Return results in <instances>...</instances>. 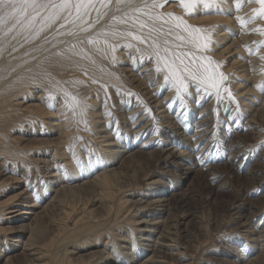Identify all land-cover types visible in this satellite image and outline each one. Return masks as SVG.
Wrapping results in <instances>:
<instances>
[{"label":"bare ground","instance_id":"obj_1","mask_svg":"<svg viewBox=\"0 0 264 264\" xmlns=\"http://www.w3.org/2000/svg\"><path fill=\"white\" fill-rule=\"evenodd\" d=\"M165 1L171 0H156L159 6L152 9L153 0H136L138 5H149L148 12L153 17L164 14L160 20L155 21V26L160 31L153 33V37L145 42L133 40L131 37L112 35V32L132 31L138 36L148 37L149 29L153 27V22L149 21L148 16L143 12H139V16L130 14V22L127 25L120 22L119 18L125 12L130 13V10L126 6H121L117 10L115 0L110 5L109 15H102L98 18L97 13L92 11L89 16L85 17V26L91 24L85 32L79 31L78 27L74 28L64 20L50 26L37 23V29L43 28L38 34H32L20 28L9 32L11 24L7 27H0V155L4 154V159L0 161V190L18 188L19 184L24 186L22 191L19 189L20 191L11 193V196L0 201V217L3 216L2 214H7L6 220L11 224L0 227V236L4 235L3 241H0V264H95V262L136 264L135 260L138 259L135 256L140 255V250H146L145 256L147 252H151L140 264H171L172 262L169 261H172L173 255L176 254L172 251H175V246L178 244V238L173 236L177 231V221L170 225L168 222L171 220L170 217L176 216L171 212V206H177L178 203L187 205V198L184 193L174 189L176 188L174 184L166 187L169 182L164 178L168 177L169 170H164L165 165L176 163L175 167H179V164L184 162L182 170L192 172L189 166H196L193 161L198 162V166L201 163V159L198 160V152L193 155L196 145L200 147L201 152H206L205 154L211 152L209 157L221 154L228 156V159L234 162L239 153L245 152L246 147L252 146L251 152L253 153L250 152L248 155V158L252 160L258 142L253 143V135L249 136L250 132L255 129L254 125L251 129L249 128L250 131H247V126L250 127V122L264 125V79L261 80L264 72H261V67H259L262 60L264 61V16L252 18V9L259 5L254 0H217L216 5L211 9H205L202 4L196 5L191 10L194 14H191L189 10L181 6L180 0H172L174 2H168L169 4H165ZM167 13L173 14L171 20L166 15ZM113 14L117 16L116 21L111 19ZM174 17H179L184 22L180 28L175 27ZM132 20L138 21L136 26L132 25ZM165 21L169 22L165 23ZM220 21L223 24L224 22L228 25L230 23L231 26L218 27L221 26ZM145 22H147V27L140 29L139 24ZM194 28L200 29V32L196 34L202 38L210 37L211 43L207 49L197 48L188 43V34ZM70 32L74 35H69ZM216 33L219 34L216 35ZM180 36L185 39H178ZM88 38L98 42L89 44L87 43ZM154 40L156 48L152 46ZM118 42L124 44L125 49L122 50L133 53L139 50L138 53L141 54L137 59L135 55L124 53L127 56L124 60L127 66L111 71L107 68L106 60L112 61L117 56ZM237 42H239L237 45L239 48L235 45ZM165 47L169 49L167 53L164 51ZM184 53H188V57H184L182 55ZM177 56L184 59V64H189L194 56L198 63L208 65V60L201 59V57L210 58L211 69L217 74L222 72L225 76L234 70L235 76H233L240 77L243 82L239 91L241 94L250 95L249 98H242L244 94L241 95V99L238 97L242 102L247 101L244 102L247 107L244 114L235 112L231 107L229 116L222 117L225 109L226 111L229 109V105L218 106L217 104L215 107L217 103L215 89L205 91L196 81L191 82L195 84L192 87L196 96L197 118L189 105L188 94L186 99L182 100L181 95L185 94L180 92L178 95L176 92L173 94L175 86L168 87L163 94L160 90L166 86V76L175 84L171 72L165 67L166 63L171 64L173 61H175L173 68L177 69V75L182 74L186 77L185 83L189 94L192 89L189 88L191 85L188 86L187 82L191 77L187 72H182L183 65L176 59ZM225 61H227L226 66ZM157 68L160 69L159 72ZM158 73L159 76H157ZM110 86L120 92V97L123 99L119 98V101L126 99L123 107L119 108L121 112H116L115 109V112L112 111L113 109L111 112H104L105 109L98 100L100 99L98 95L101 96V93H105ZM211 93L214 96L209 99ZM206 94L208 96L205 98ZM73 96L81 102V106H77L75 112L70 106ZM129 98H133V104ZM201 99L203 103L199 105ZM99 104L102 109L94 110L100 106ZM135 105H137L136 108L133 107ZM174 108L177 111L175 117L167 114L162 115V119L156 118L155 113L164 114L168 112V109ZM140 111H143V114L134 120V116ZM119 113L123 115V119L125 118L121 120L125 127L124 135L123 133L119 135L118 132L123 129L117 116ZM234 114L237 119L243 116L246 125L239 126L237 120L233 122ZM146 117L148 118L143 121ZM109 118L115 121V125L120 123L117 127L119 130H116L117 133L108 131L109 121L107 120ZM132 120L134 121L130 123ZM178 121L182 124V131L176 134L173 127H176ZM192 121L194 123L190 124ZM25 123L28 125L24 128H27V133L33 138L23 140L24 143H22L23 141L19 142L12 137L9 131ZM163 123L165 127L170 128L167 133L172 136L165 137V140L172 144L169 148L162 142L164 138L156 140L159 138L157 134L163 136L165 133L159 127ZM45 124L46 130L45 128L43 131L39 130L38 127L43 129L40 125ZM193 125L195 126L194 133L190 135V130L187 132V128ZM221 126L224 134L228 135L230 130L233 139L236 132L245 131L244 134L242 133L243 138L239 133L240 135L235 138L240 140L232 141L227 138L221 146L218 142L220 140H216L214 135L218 133L217 130L219 131L218 128ZM237 127L239 129L236 130ZM93 135L97 136L93 138L92 145H90L89 137ZM71 136L79 140L78 143L82 139L85 140L87 151L85 150L83 156L74 155L75 157L71 159L70 154L65 155L63 149L65 148L66 152L68 149L66 146L72 145L71 138L68 139ZM130 137H133L131 143L128 142ZM259 139L263 138L259 137ZM183 140H190L192 143L187 144L186 152L184 148L186 143ZM177 141H179L178 146H176ZM260 142L264 143V141ZM64 143L66 145L62 149L61 145ZM145 147H151V149L139 150ZM181 147H183L182 150ZM48 149H52L53 152L51 157L54 161L51 163L47 157L41 158L40 156L48 153ZM27 150L36 151L39 156L35 159H26L27 164H35L38 170V173L34 172L38 174L37 176L30 175V179L35 181L34 184H38L33 191L32 188L26 187L29 175H20L21 177L17 179V177H6V172H4L6 167L3 162L7 158L11 155L21 156ZM234 150L239 152L237 151V155H233L232 158V152L230 154L228 152ZM76 151L77 148H75ZM72 152L74 153L73 149ZM188 152L192 156L189 164L184 159ZM58 155L64 156L66 161L69 159L67 167L64 168L55 162ZM143 157L151 159V162L153 160L158 169L148 171L128 169L131 162ZM260 162L264 163V159ZM60 163L62 165V162ZM240 166L242 165L237 164L238 169ZM259 168L264 170V165L260 164ZM10 170L12 171V168ZM66 172L71 173L66 174ZM140 172L142 173L139 175ZM42 173H44L43 176H40ZM153 175L160 177L147 182ZM256 185H252L253 189L250 193L255 192L256 194L259 191L261 193L264 190V176ZM50 192L53 194L51 195ZM65 194L75 196V200L78 198V201L65 202ZM8 203L10 204L5 208ZM239 206L240 203L237 204V207ZM229 208L235 209L236 207ZM125 212L124 220L129 219L132 230L122 231V234L118 232L122 230L119 220ZM162 213L165 214V218H162ZM237 213L238 210H234L231 215L234 217ZM107 214L108 218L105 216ZM111 229H113L112 233H110ZM26 232L30 234L23 241ZM258 232L259 235L257 234V237L252 238L251 241L260 244L259 239L264 237V234L262 231ZM154 235H156L155 239H153ZM109 237H111L110 240ZM112 238L115 240L114 243ZM118 240L129 243V246H122L117 242ZM225 240L228 241V239ZM146 241L153 243L151 245ZM106 243L113 245L109 247ZM96 245L101 248L79 252L81 248ZM261 245V247L264 246ZM262 251H264L263 248ZM103 254L105 255L102 256ZM222 255L220 257H225ZM217 260H220L218 264L224 262L223 258ZM227 263L232 264L233 262Z\"/></svg>","mask_w":264,"mask_h":264},{"label":"rangeland","instance_id":"obj_2","mask_svg":"<svg viewBox=\"0 0 264 264\" xmlns=\"http://www.w3.org/2000/svg\"><path fill=\"white\" fill-rule=\"evenodd\" d=\"M168 2L171 3V2H174V1H172V0L171 1H165V4H169ZM142 5H139V6H142ZM164 5H163V7H164ZM136 14L138 16L140 15L139 12H137ZM137 20H139V19H137ZM219 25H221V26H218V27H222V28H227V26H231L230 23H229V25L226 22H224V24H223L222 21L219 22ZM218 34L219 33H216V35H218ZM232 38H234V36ZM235 45H236V47L239 48V46H237V45H239V42H237V44H235ZM261 48L262 47H260V49ZM122 49H125L124 44L121 43V42H118L117 52H119V54L121 56L116 52L117 56H115L114 58L117 59V60H115L114 58H113L112 61L111 60H108V61L106 60V62H107L106 65H107V68L109 70H111V71L113 69H117L118 70V68L120 69V68H122L124 66H127L124 63V60H126V58H127V56H125L124 53L125 54L135 55L137 57V59H138V57L141 54V53H138L139 50H136L134 52L135 53L134 54L133 52H128V51H125V50H122ZM238 52H239V50H238ZM226 56L227 55H225V57ZM227 60H228V58H227ZM230 62H231V60H230ZM226 63H227V61L224 62L225 66H226ZM108 64H110V65H108ZM259 67H261L260 68L261 72H264V61L263 60H262L261 65ZM260 69L258 68V70H260ZM228 73H230V74L226 75L227 80L223 83V87L221 88V95H222L221 97H222V99H219L220 101H217L218 99H217L216 94H215V98H216V102H217L215 107L217 106V104H218V106L229 105V109L227 111L225 109V113H224V115L222 117L229 116L232 108L234 109L235 112L243 115L244 112L247 109V107L245 106L244 102L246 103L247 101H244V102L240 101V99L242 97L241 95L244 94V93L241 94V92L239 91L240 90L239 88H241L240 85L243 84L242 79H240V77L238 78V76L234 77L235 76L234 75L235 74L234 70L231 71V72H228ZM157 76H159V73L157 74ZM263 79H264V75H263L261 80L263 81ZM239 80H241V81H239ZM166 81L167 82L169 81V82L167 83ZM166 81H165L166 82V86L163 87L160 90L163 94L165 93V91H167L168 87H170V86H175L176 87V85L172 81H170L169 79H166ZM191 81L194 82L191 78H189L187 80V82L189 84L188 86L191 85L189 88H192L190 90V94H189L188 90H187L186 93H185V91L181 90L180 93L185 94V95H181L182 96V100L186 99V96L188 94V97L190 98L189 105L193 109L195 117L197 118V111L198 110H195V108H196V106H195V103H196V99L195 98H196V96L193 93V89L194 88L192 87L195 84L192 83ZM226 82L228 83V85L225 86V84H227ZM167 84L169 86H167ZM235 85L236 86L238 85V86L236 87ZM228 86H229V89H228ZM111 87L112 86H110V88H107L105 93H101V91H100L101 96L98 95V98H100L98 100L101 102V105L105 109L104 112H111V109H113L112 111H114V112H115V110H116V112H121L120 111L121 109H119V108L123 107V105L125 104L126 99L124 101L123 100L119 101V98L123 99L122 97H120V95H121L120 92L116 91L113 87L112 88ZM248 87H249V85H248ZM225 89H227L229 91H232V92L234 91L233 93L231 92L233 94V96H234V100H232V99L230 100L229 99V97L227 95V91H225ZM175 92L178 95L177 89L174 90L173 94ZM115 93H116V95H115ZM163 94H162V96H163ZM109 95H111V97ZM211 95L209 96V99H211L214 96V94H212V93H211ZM207 96H208V94L205 95V98ZM245 96L242 97V98H249L250 95H245ZM201 97H202V95H201ZM114 99H116V100H114ZM129 100L133 104V98L132 99L129 98ZM227 102H230V103L228 104ZM231 102H232V105H231ZM202 103H203V101L201 99V101L199 102V105L202 104ZM118 104H119L120 107L118 106ZM101 105L99 107L97 106L98 108H95L94 110H96V111L101 110L102 109ZM133 107L136 108L137 105H135ZM215 107L213 108V110L215 109ZM237 107L238 108L240 107L241 109L239 108V111H237L236 110ZM165 108H167V107H165ZM209 109L212 110V108H209ZM143 111H140L139 113H137L134 116L135 117L134 120L138 119L141 116V114H143ZM176 112L177 111L174 108V109H168V112H165L164 114L163 113L162 114L161 113L160 114L155 113V115H156L157 119H162L163 117H161V116L162 115H167V114L170 117H173V116L175 117V113ZM117 116L120 119L119 120V122L121 123L120 126H123L122 130L120 128L121 132L118 131L119 135H121V133H123L122 135H124L123 130L125 129V127H124V125H122L121 120H124L125 118L123 119V115H121L120 113ZM119 116L122 117V118H120ZM158 116H160V117H158ZM195 117H193V118H195ZM147 118L148 117H146L143 121H145ZM130 119H132V118H130ZM232 119H233V122H234V120L235 121L237 120L239 126L240 125H246L245 124V120L243 119V116H241L239 118L240 119L239 120V119L236 118V115L234 114L232 116ZM134 120L130 121V123L133 122ZM219 120L225 122L222 119H219ZM102 121H103V118H102ZM107 121H109L108 122V131L110 133H117L116 130H119L117 127L119 126L120 123L115 125V121H113V119L111 121L110 118ZM176 123H177L176 127H173V128H175V132H176V134H178L179 132L182 131V124H180L181 122H179V121L176 122ZM193 123H194V121H192L190 124H193ZM251 123L252 122H250V124H249V122H248L250 127L247 126V128H248L247 131H250L251 126L254 125L255 129L250 132L249 136L252 137V135H253V137H252V142L253 143H257L258 142L256 147H255V149H254V154H253L252 160H251V158H248V155H249V153L251 152V150L253 148L252 146L246 147V151L245 152L239 153L238 156L236 157L237 159L235 158L236 160L234 162L232 159H228V156L221 155V154H217L218 156L215 155L213 157H209L211 152H210V154H209V152L207 154H205L206 152H201L200 151V147L198 145H196L194 147V150H193L194 152L193 151L192 152H193V155L197 154V152H198V154H199L198 160L201 159V163L198 166V162L193 161L194 165H196V166H189L192 169V172L188 173L185 170H182V164H184V162L180 163L179 167L178 166L175 167V165H177L176 163H174V165L169 164V163H167L165 165V169L164 170L168 169L169 171H168V175H167L168 177L167 178L165 177L164 179H167V181L170 183V184L167 183L166 187L169 186V185L172 186L174 184L175 187H176L174 189L177 190L180 193L181 192L184 193L186 198H187L186 199L187 200V205H181L180 203H178V205H177L178 207L176 205H172L171 206V212L173 213V215H176V216H173L172 218L170 217L171 220H168V222H169V225H170L171 223L177 221L176 228H177V231H178V232L175 231V234L173 235V236L176 237V239L178 238L177 239L178 244H176V246H175V251H172L173 253H176V254L173 255L174 259L172 261H169V262H172L171 264H175V263L176 264H185V263L186 264H218L220 262V260H217V259H221L222 260V258H223L222 261L225 262V263L223 262V264H226L227 262H231V261L234 264H240V263L241 264L242 263L243 264H255V263L256 264H264V255L262 256V254H264V251H262V248L264 249V246L261 247L262 246L261 244L264 245V239H263L264 237H261L259 239V242H261L260 244H257L255 242L251 241L252 238L254 239V238L257 237V234L259 235L258 231H262V234H264V231H263L264 230V208H263L264 207V190H262L261 193H260V191L257 192L256 194H255V192H254V194L250 193V190L253 189V186H257L256 183L259 182L260 179L264 176V170H260V168H259L260 164L264 165V163H261V162L259 163L260 160L264 159V155H263L264 154V149H263L264 148V146H263L264 143L260 142V141H264V137H263L264 133H261V132H264V131H261V130H264V125H261V123L259 125L254 124V123L251 124ZM25 125L24 124H20V125H17L19 127H15L14 129H10V131H9L10 135L12 137H15L16 140H18L19 142H21L23 140L25 141V140H29V139L33 138V136H29V134L27 133V128H24V127H27L28 124L25 123ZM164 125H165V123L161 124L159 127L165 133H163V136H159V134H157L159 138H157L156 140H158L160 138H164L162 140V142L166 145L167 148H169V147H172V144H169L167 142V140H165V137L166 136L172 137V136L167 133V131L168 132L170 131V128L165 127ZM20 126H21V128H20ZM40 126L43 127V129H40V127H38L39 130L43 131L44 128L46 130V124L44 125L45 127L43 125H40ZM38 128H36V129H38ZM126 128H127V125H126ZM194 129H195L194 125L193 126H189L187 128V132L190 130L189 134L191 135L192 133H194ZM218 129H220V130L219 131L217 130L218 133H214V135L216 137V140H220L218 142H219V144L221 146L224 144V142L227 140V138L228 139H232V141L233 140H235V141L240 140L239 138H235V137H237V136H239L241 134L240 136H241V138H243L242 133L244 134V132H245V131L236 132L235 135H234V139H233V136L231 137L230 130H229L228 135H227V134H224V129H223L222 126L220 128H218ZM237 129H239V128L237 127L236 130ZM219 132L221 134H223V135H221ZM161 133H162V131H161ZM90 134H91V132H90ZM216 134H217V136H216ZM86 135H89V133H86ZM96 136L97 135H93V137H91V136L89 137L90 141H91L90 145H92V140ZM259 137L263 138V139H259ZM15 138H13V139H15ZM68 139L72 140V145L66 146L68 148V149L66 148L67 151H68V152L66 151L67 153L65 152V148H64L66 143L61 145V148L62 149L64 148L63 151H64L65 155H67V154L69 155L70 154L71 159L74 158L75 156H79L80 154H81L80 157L83 156L85 154V150L87 151L85 140L84 139H82V141L80 140V142H79L80 144H79L78 143L79 140H75L76 139L75 137L71 136V137H68ZM77 139H79V138H77ZM132 140H133V137H130V139H128V142L131 143ZM24 141L22 143H24ZM75 141H76L77 144L74 143ZM221 141H223V142H221ZM178 142L179 141H177L176 146H178ZM183 142L186 143V147H184L185 148V152H186L187 151L186 150L187 144H189L191 142H190V140H188V141L187 140H183ZM191 144H189V145H191ZM78 145H79L80 148L78 147ZM201 145L202 144H200V146ZM69 146L70 147L72 146L71 148L73 149L74 153L72 152V149H70ZM75 148H77L78 153H77V151L75 152ZM150 149H151V147L139 148V150H141V151H147V150H150ZM182 149H183V147H181V150ZM258 149H259V151H258ZM237 151L238 150H234V151H230L228 153L230 154L232 152L231 156L233 158V155H237V153L239 152V151L238 152ZM47 152L48 153H44L43 155H40V156H41V158L47 157L48 160H50V163H51L52 161H54L53 157H51L52 156L51 154H53L52 149H50V150L48 149ZM246 152H247V154H246ZM260 152H262V153H260ZM228 153H227V155H229ZM251 153H253V151ZM188 154H189V152H188ZM188 154L185 155L186 157H184V159L189 164L191 162L190 159H192V156L190 154L189 155ZM244 154H245V156H244ZM260 156L262 157L261 159H260ZM36 157H39V156L37 155L36 151H33V150H27L21 156L19 155V156L14 157V155H11V157L7 158L3 162L4 166L6 167V171H4V172H6L5 176L6 177H12V178H16L17 177V179H19V177H21L20 175H29V179H30V175H36L37 176L38 174H36V173H38V170H36L35 164H27V162H26V159H35ZM56 157H57V160L55 159V162H58L60 166H63L65 168V166L68 164L69 159H67L68 161H66L65 157L64 156H60V155H58ZM61 157L62 158L64 157V158L62 159ZM188 157H190V158H188ZM146 158L143 157V158L139 159L138 161L135 159L134 162L130 163V166H129L128 169L132 170L134 168L133 170H147V171L148 170H156V169H158V167L155 165L153 160L151 162V159L147 158V159H149V160H147ZM3 159H4V154L0 155V161H2ZM249 160H251V161H249ZM60 162H62V165H61ZM237 164H241L242 166H240V168L238 169ZM147 165H149V167ZM207 166L208 167L210 166V167L207 168ZM63 167H61L62 171L64 170ZM11 168H12V171L10 170ZM146 168H148V169H146ZM128 169H126V170H128ZM34 172H36V173L34 174ZM67 172H68V170H67ZM67 172H66V174H70L71 173V172H69V173H67ZM141 173L142 172H140L139 175ZM43 174L44 173H42L40 176H43ZM177 174H178V176H177ZM159 177L160 176L157 177V176L153 175V176H151L150 179L147 180V182L149 180H154V179L156 180ZM177 178H178V181H177ZM29 179H27L29 183L26 181L28 185L25 183V181H24V184H26V187L32 188V191H33V188L37 187L38 184L35 185L34 184L35 181L33 182V180H31V179L29 180ZM161 180H163V179H161ZM23 187L24 186H21V184H19L18 188H13V189L5 188V189H3V191L0 190V192H1L0 193V201L2 199H5L7 196H11V193L13 194V193H16V192L20 191L21 189H23ZM53 187H55V185ZM192 190H193V192H192ZM50 193H51V195L53 194L52 192H50ZM68 195L65 194L66 197L64 198L65 199L64 201L65 202L66 201L67 202L70 201L68 203H72L75 200V196L71 197L70 195L69 196ZM71 198H72V201H71ZM75 201H78V198ZM239 203H240V206L237 207V204L239 205ZM9 204L10 203H8L5 206V208ZM231 206H235L236 208L235 209L229 208ZM234 210L235 211L238 210V213L234 214V217H233V215H231V213H233ZM2 215H3V216H1L2 218L0 217V219H1L0 220V227H6L7 225L10 226L11 224H9V222H7V220H6L7 214H2ZM125 215H126V212L120 217V220H119L121 222V227L120 228L122 230H121V232L118 231L119 233H122V231L125 232V230L127 231L128 229L132 230V227H131L132 225L129 224L130 223L129 219H127V221L124 220V216ZM105 216L107 218L109 217L108 214L105 215ZM162 218H165V214H163V213H162ZM178 222H180V223H178ZM160 226L163 228L162 224ZM39 230L37 231V233L39 232ZM112 230L113 229L110 230V233L113 232ZM172 230H174V229L172 228ZM34 231L36 232V229H34ZM256 231L258 233H255ZM29 232H30V230H29ZM29 232H26L24 234L23 241L28 236V234H30ZM3 236H0V241H3V238H2ZM110 238L111 237H109V240H110ZM155 238H156V235L153 236V239H155ZM225 239H228V241L225 240ZM261 239H263V240H261ZM128 240L131 241L132 238H131V240L130 239H128ZM112 241H113V243L115 242L114 238H112ZM117 242H119L122 246H125V245L129 246V243L127 244L125 242H121L120 240H118ZM146 242H150V241H146ZM103 243H104V241H103ZM152 243L153 242H150L151 245H152ZM170 243L172 244V242H170ZM225 243H226V245H225ZM98 245L93 246V247H84L83 249L81 248V250H79V252H85V251H88L90 249L92 250L93 248L100 249L101 246L98 247ZM106 245L110 247L113 244L112 243H106ZM252 246H254V247H252ZM69 250H70V248H69ZM108 250H110V249H108ZM229 250H231V251L228 252V253L220 252V251H229ZM124 251H126V249H124ZM145 251L144 250H140L139 251L140 255L139 256L138 255L135 256V258L138 259V260H135V261H137L136 264H140L147 257V255H149L151 253V252L150 253L147 252V254L145 256ZM233 253H234V255H233ZM222 254H224V255H222ZM104 255L105 254H103L102 256H104ZM221 255L225 256V257H220ZM235 255H238V256H235ZM99 257H96V258L99 259ZM110 257H113V256H110ZM241 257H243V259ZM128 258H130V257H128ZM174 261H175V263H174ZM95 264H99V263L95 262ZM227 264H229V263H227Z\"/></svg>","mask_w":264,"mask_h":264},{"label":"snow or ice","instance_id":"obj_3","mask_svg":"<svg viewBox=\"0 0 264 264\" xmlns=\"http://www.w3.org/2000/svg\"><path fill=\"white\" fill-rule=\"evenodd\" d=\"M112 2L113 0H0V27H7L8 24H11L12 27L8 29L9 32L16 28H20L24 31H30L32 34H38L39 31L43 30V28L37 29V23H40L43 26H50L60 20H64L72 27H78L79 31L85 32L87 31L88 27H91L90 23L85 26V17L89 16L92 11L97 13L98 18H100L102 15H109L110 5ZM216 2L217 0H180L181 6L189 10L191 14H194L191 10L198 4H202L205 9H211L216 5ZM254 2L257 3L259 7L252 9V18L264 16V0H254ZM97 5H99V7H97ZM115 5L117 10H119L121 6H126L130 10V13L125 12L124 15L119 18L120 22L127 25L130 22V14L134 16L137 12H143L146 16H148V20L153 22V27L149 29L148 37L138 36L132 31L112 32L113 36L119 35L125 38L131 37L133 40L145 42L147 39L153 37V33L160 31V29L156 28L155 21L160 20L164 14H159L153 17L148 12L149 5L143 4V7H141L136 3V0H115ZM158 6L159 5L157 4L156 0H153L151 8L155 9ZM166 15L170 18V20L173 18L172 13H167ZM111 19L116 21L117 16L113 14ZM174 19L176 20V28H180L184 24V22L179 17H174ZM168 22L169 21H165V23ZM131 23L133 26H136L138 21L132 20ZM146 27L147 22L139 24L140 29H144ZM199 32V28H194L192 32H189L188 43L196 46L197 48L202 47L207 49L211 43V39L210 37L202 38L196 34ZM69 35H74V33L70 32ZM178 39L184 40L185 37L180 36ZM202 40L203 43H201ZM97 42L98 41L93 40L92 38H88L87 40V43L89 44ZM166 43L167 42L165 41V44ZM152 46L156 48L155 40ZM129 47H131V45H129ZM164 51L167 53L169 49L165 47ZM157 55L159 56L158 49ZM182 55L184 57H188V53H184ZM176 59L179 60L180 64L183 65L182 72H187L191 79L198 82L205 91H208L209 89H215L217 99H222V82L226 81L227 77L224 73L221 72L217 74L215 70L211 69L210 66L212 61L210 58L201 57V59L208 60V65L198 63L194 56L192 59H190L189 64H184V59H182L180 56H177ZM174 63L175 61H173L171 64L166 63L165 67L172 74L177 92L179 93L181 90L187 92L188 89L185 83L186 77H184L182 74L177 75V69L173 68ZM157 71L159 72L160 69L157 68ZM165 79H168V77L166 76ZM225 91H227L229 99L234 100L231 91L227 89H225ZM71 100L72 104L70 106L73 107V111L75 112V108L77 106H81V102L75 96L71 97ZM82 107H86V105H82ZM237 111H239L238 108Z\"/></svg>","mask_w":264,"mask_h":264}]
</instances>
